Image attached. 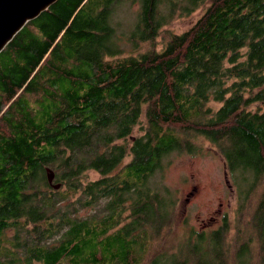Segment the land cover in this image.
Returning a JSON list of instances; mask_svg holds the SVG:
<instances>
[{"label":"trees","instance_id":"1","mask_svg":"<svg viewBox=\"0 0 264 264\" xmlns=\"http://www.w3.org/2000/svg\"><path fill=\"white\" fill-rule=\"evenodd\" d=\"M200 139L256 198L264 264V0H58L0 53V264H227L226 224L155 250L178 201L155 178Z\"/></svg>","mask_w":264,"mask_h":264},{"label":"rangeland","instance_id":"2","mask_svg":"<svg viewBox=\"0 0 264 264\" xmlns=\"http://www.w3.org/2000/svg\"><path fill=\"white\" fill-rule=\"evenodd\" d=\"M139 9L140 4L137 1L129 6L125 11L128 18L126 22H122L123 29H130L129 25ZM204 9V7L200 8L186 18H176L165 29L163 28L165 32L162 31L158 36L155 44L156 49H163V38L168 31L181 33L187 30L202 15ZM117 16L124 18L122 7L121 13L119 12ZM140 44V52L150 47L149 43ZM128 48L131 49V46L129 45ZM199 142L202 147L200 152L173 154L170 156L171 163L163 171L158 172L160 175L155 178L160 179L162 176L163 182L171 190H175L178 199L172 225L155 242V250L176 249L180 240H187L190 237L191 229L197 232H211L226 224L227 230L223 246L227 249V264H241L237 253L248 238L250 239L249 248H241L240 255L241 257L245 256L246 259L245 254L249 250L248 264H261L260 243H258L254 229L250 224L256 198L248 201L243 209H239L238 190L233 184L230 174L227 175L224 157L218 148L209 141L200 139ZM91 177L96 178L98 174L91 173ZM229 180L233 188H230ZM189 190L192 192L187 194ZM213 248L218 249L217 246ZM223 252L226 253L224 249ZM217 253L214 254L215 262Z\"/></svg>","mask_w":264,"mask_h":264},{"label":"water","instance_id":"3","mask_svg":"<svg viewBox=\"0 0 264 264\" xmlns=\"http://www.w3.org/2000/svg\"><path fill=\"white\" fill-rule=\"evenodd\" d=\"M58 0H0V53L5 50L15 36L41 13ZM46 178L53 189H60L62 184L56 181L53 168L46 167Z\"/></svg>","mask_w":264,"mask_h":264},{"label":"flooded vegetation","instance_id":"4","mask_svg":"<svg viewBox=\"0 0 264 264\" xmlns=\"http://www.w3.org/2000/svg\"><path fill=\"white\" fill-rule=\"evenodd\" d=\"M227 172V171H226ZM228 175V174H227ZM229 186H230V188H231V185L229 184ZM192 191L191 190H189V192L187 193V194H190ZM188 199V198H187Z\"/></svg>","mask_w":264,"mask_h":264}]
</instances>
